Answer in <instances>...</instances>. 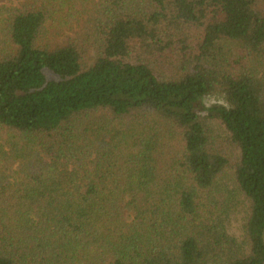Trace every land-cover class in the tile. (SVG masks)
Segmentation results:
<instances>
[{"label": "trees", "instance_id": "obj_1", "mask_svg": "<svg viewBox=\"0 0 264 264\" xmlns=\"http://www.w3.org/2000/svg\"><path fill=\"white\" fill-rule=\"evenodd\" d=\"M8 1L0 264H264V0Z\"/></svg>", "mask_w": 264, "mask_h": 264}, {"label": "rangeland", "instance_id": "obj_2", "mask_svg": "<svg viewBox=\"0 0 264 264\" xmlns=\"http://www.w3.org/2000/svg\"><path fill=\"white\" fill-rule=\"evenodd\" d=\"M8 0H0V5L8 3ZM217 100L216 97H207L205 102L207 104H212ZM215 129L218 133L223 134V128L218 124H215ZM0 138L2 141L8 140L7 134L5 132H0ZM247 215V206L242 197H238L235 201L234 208L230 212V217L227 223L228 231L241 238L242 237V225Z\"/></svg>", "mask_w": 264, "mask_h": 264}]
</instances>
